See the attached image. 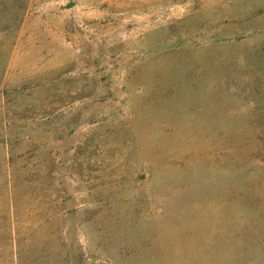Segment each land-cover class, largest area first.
<instances>
[{
	"label": "rangeland",
	"instance_id": "374dc122",
	"mask_svg": "<svg viewBox=\"0 0 264 264\" xmlns=\"http://www.w3.org/2000/svg\"><path fill=\"white\" fill-rule=\"evenodd\" d=\"M0 264H264V0H0Z\"/></svg>",
	"mask_w": 264,
	"mask_h": 264
}]
</instances>
